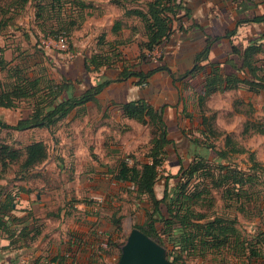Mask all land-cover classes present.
<instances>
[{"label": "crops", "instance_id": "crops-1", "mask_svg": "<svg viewBox=\"0 0 264 264\" xmlns=\"http://www.w3.org/2000/svg\"><path fill=\"white\" fill-rule=\"evenodd\" d=\"M100 1L81 0L74 5L80 19L72 20L71 29L78 30L83 23L85 25L87 11L92 12V3ZM151 1L147 2L145 9H125L118 19V16H111L110 19L106 14L104 20H94L96 23L109 22L98 38L97 48L95 45L84 52L79 50L74 61L60 70L66 77L70 96H78L98 85L107 84L92 100L75 107L64 120L73 125L96 114L103 120V125L108 118H112L114 121H126L129 126L126 131L142 127L149 132L148 125L126 117L123 106L141 102L155 110L162 109L171 140L169 146L176 150L172 155L174 158L167 159L169 163L181 161L187 165L194 159H202L215 165L237 167L244 172H249L253 166L260 167L261 172H256L259 177L256 183L252 187L249 184L244 186L250 202L242 199L241 202H245L243 209L233 207L234 200H230L223 189L221 193L220 189H213L212 195L215 199L214 212L236 217L238 229L240 217L248 219L246 216H249L250 228L257 227L254 233L263 231L264 194L262 190L257 191L256 186L264 187V21L258 23L252 20L264 16V0H187L189 6L185 8L188 12H179V33L174 38L179 40V45L175 47L172 42L160 64L167 71L157 72L146 84L137 85L136 78L120 80L119 74L124 69L146 73L157 66L141 58L145 54L147 35L143 22L133 14L135 10L146 13ZM115 4L119 5L118 2ZM126 18L138 20L141 40L134 38L137 30L127 25ZM126 30L131 32V37L123 39L121 34ZM110 37L115 42L109 41ZM125 45H131V49L136 50L135 55H127ZM207 46L206 60L196 62V56ZM249 48L254 50L249 53ZM197 65L200 71L185 76ZM210 72H213L211 76ZM62 81L60 73L58 83ZM207 81L214 83L210 93H207ZM101 124L92 127L91 132L101 134L104 129ZM173 132L181 133V139L174 140L171 136ZM178 143L182 146L179 147L181 144ZM73 144L75 153L86 146L85 142L74 141ZM209 145L213 150L208 148ZM53 146L56 147L55 144ZM180 148L185 151L180 152ZM219 152H226L227 157L221 158L217 155ZM85 157L91 159L89 154ZM238 157H243L245 163L242 166L246 169L236 163ZM150 162L146 158L139 164ZM97 166L100 168L96 170V176H105L103 172L106 169L101 167L99 160ZM216 175L219 177L220 173ZM84 179L87 180L86 177ZM96 194H101V190ZM6 198L12 199L11 208H0V218L11 221L8 232L0 229V264H106L104 255H96L90 250L94 243H102L97 229L101 213L111 226L109 219L105 218L109 217L106 208L98 210L87 203V199L77 200L86 210L77 220L65 225L61 222V210H52L55 204L53 191L34 188L3 190L0 203ZM231 256L251 261V264L258 261L248 251L243 256Z\"/></svg>", "mask_w": 264, "mask_h": 264}, {"label": "rangeland", "instance_id": "rangeland-1", "mask_svg": "<svg viewBox=\"0 0 264 264\" xmlns=\"http://www.w3.org/2000/svg\"><path fill=\"white\" fill-rule=\"evenodd\" d=\"M148 1L150 0H101L100 3H92V12L87 11L86 24L83 23L79 27L80 29L74 30L75 28L71 29L72 20L80 19L78 9L74 5L81 0H0V17L7 24L0 38V90L2 87L11 88L13 84L19 83L16 82L17 79L21 80L25 75L32 79H40L38 94L47 95L49 93L47 82L58 83L60 69H66L74 61L79 50L84 52L87 48L93 49L95 45L97 48L98 38L103 34L102 31L105 30L109 22L96 23L95 19H102L106 14L110 19L111 16L114 18L118 16L116 18L118 19L125 9H145ZM115 2H118L119 5ZM181 2L182 6H189L187 0H181ZM125 20L127 25L136 28V37L134 36V38L137 41L141 40L142 32L138 20L134 18ZM91 22H93L92 25ZM93 27L96 28L91 29ZM178 33V24L175 22V24L173 23L172 36L151 54L149 58L151 63L159 65L163 61L166 50L172 42L174 46L179 42L174 39ZM121 35L123 39H126L131 37V32L126 30ZM59 36L66 39L67 53L58 49ZM171 39L174 40L171 41ZM108 40L113 39L110 37ZM124 50L127 55L136 53V50L131 49V45H125ZM38 51L40 55H36ZM70 54L73 57H70ZM33 94L35 95V89H28L27 97L17 100L14 107L8 109L0 107V121L15 126L21 119L27 118L37 100ZM101 121L103 120L94 114L73 125L66 120L61 121L52 130L14 131L0 128V146H7L20 153L18 161L9 164L4 171L0 167V190L13 191L19 188H34L36 190L46 189L47 192L53 191L55 204L52 210L56 208L61 210V222L65 225L67 222L77 220L86 210L85 206L77 203V200L87 199V203L98 210L106 208L109 216L114 213L116 217L121 218L120 233H116L114 228L106 223L102 218L104 215L101 213V216L98 217L97 229L98 234L102 236V243H94L90 250L96 255H104L106 264H116L121 247L115 249L107 246V240H112L122 246L132 229L144 226L146 211L150 210V204L146 197L138 196L131 185L117 184L113 178H115L117 167L122 160H126L131 165L133 163L139 165L146 159L151 134L142 127H135L134 130L130 127L131 130L126 131L125 128L129 126L124 120L114 121V119L108 118L105 121L106 126L101 124ZM99 124L104 127L102 133H92L91 128ZM171 136L174 140H180L182 134L173 132ZM36 141L46 144L48 160L31 169H25L23 162L26 148ZM74 141L85 142V149H78L75 153ZM54 144L56 147L53 146ZM178 144H181L179 147L182 146V143ZM174 151L176 152L171 146L167 148L169 161L174 158L172 156ZM183 151H185L184 148H180V152ZM88 154L91 157L90 160L85 157ZM167 159L165 164L158 169L154 186L155 194L159 198L163 196L166 189L168 174L175 176V168H170L171 163ZM98 160L101 167L106 169L103 173H106L107 176H96V170L100 168L97 166ZM236 163L242 169H246L242 166L245 163L243 157L236 158ZM175 185L176 180L172 179L169 183V190L173 191ZM261 188L256 186V190H262L261 192L264 194V187ZM99 189L101 194L95 195ZM87 194L90 195L86 198ZM213 211L215 208L211 212ZM201 212L208 214L210 211L202 209ZM246 217L248 219L240 217L239 230L242 236L249 239L255 234L254 231L257 227L255 225L250 228L248 222L251 220H249V216ZM105 218L109 217L105 216ZM157 228L162 234V226L158 224ZM59 229L61 231V227ZM248 263L242 259H233L230 252L225 251L217 256H209L204 261H187V264Z\"/></svg>", "mask_w": 264, "mask_h": 264}, {"label": "trees", "instance_id": "trees-1", "mask_svg": "<svg viewBox=\"0 0 264 264\" xmlns=\"http://www.w3.org/2000/svg\"><path fill=\"white\" fill-rule=\"evenodd\" d=\"M181 10H184L186 14L188 12L177 0H152L148 4L146 13L138 10L133 11V14L143 22L147 35V42L144 44L145 54H142L141 58L150 61L148 54L168 40L173 23L181 20L179 17ZM252 21L262 22L264 16ZM6 25L0 17V37ZM253 50L254 48H249L248 52ZM208 51L207 46L196 56V62L200 63L206 60ZM36 55H40V52L38 51ZM160 64L146 73L124 69L119 74L120 80L133 77L137 79V85L146 84L147 80L155 73L167 71V68ZM200 69L197 65L185 76L194 75ZM60 73L63 81L60 83L48 81L47 91L49 93L47 95L38 94L40 79H32L25 75L21 80L17 79L16 82L19 83L13 84L11 88L2 87L0 90L1 108L14 107L17 100L27 97L28 89H35V95H33L37 100L27 118L21 119L15 126L0 121V128L14 131L50 130L57 123L66 119L75 107L92 100L107 84L98 85L78 96H70L66 77L61 70ZM212 74L213 72H210L209 76ZM207 82V93H210L213 91L214 83ZM123 111L129 119L148 125L151 134L146 156L151 162L139 164L138 167L137 164L131 165L126 160H122L117 167L115 178H113L117 184L131 185L138 196L146 197L149 201L150 210L146 211L144 226L142 228L135 227V229L162 246L166 250L167 259L175 264H187L189 260L204 261L207 257L217 256L224 251L240 256L248 251L252 257L258 259L254 263L261 264L264 260V230L256 231L248 239L246 236H242L236 227V217L232 218L229 214L211 212L215 207L213 189H223L229 199L234 200L235 205L232 206L237 210L243 209L245 202H241V200L246 198L245 201L250 202L244 186L249 184V187H252L256 183L255 181L259 179L256 172H261L260 167L253 166L249 172H244L237 167L215 165L202 159H194L187 165H183L181 161L171 163L170 168H175V176L168 174L163 197L157 199L154 186L158 169L165 164L168 157L167 147L171 144L164 112L162 109L155 110L141 102L125 104ZM208 148L213 150L211 145ZM234 152L238 151L234 150ZM217 155L223 159L227 157L226 152H219ZM19 157L20 153L17 151L11 150L7 146H0V167L3 171L9 164L18 161ZM47 158L46 144L41 141L32 142L26 148L23 167L31 169L44 163ZM218 172L220 173L219 177L216 175ZM172 179L176 180L173 191L168 188ZM2 191L0 190V197ZM11 204L12 199L6 198L5 202L0 203V208L10 209ZM202 209L210 212L205 214L201 212ZM108 219L114 231L120 233L121 218L116 217L113 213ZM7 221L0 218V229L6 232L9 230L10 224L8 225V223L11 220ZM158 224L162 226V234L158 231ZM108 245L115 249L122 247L112 240H108ZM248 262L251 264V261Z\"/></svg>", "mask_w": 264, "mask_h": 264}, {"label": "water", "instance_id": "water-1", "mask_svg": "<svg viewBox=\"0 0 264 264\" xmlns=\"http://www.w3.org/2000/svg\"><path fill=\"white\" fill-rule=\"evenodd\" d=\"M116 264H175L165 249L137 229H132L121 247Z\"/></svg>", "mask_w": 264, "mask_h": 264}, {"label": "built area", "instance_id": "built-area-1", "mask_svg": "<svg viewBox=\"0 0 264 264\" xmlns=\"http://www.w3.org/2000/svg\"><path fill=\"white\" fill-rule=\"evenodd\" d=\"M179 3H182L181 0H178ZM58 49L64 53L68 52V48H67V44H66V39L63 36H59L58 37ZM179 44L177 43L176 46H178ZM158 48V47H157ZM157 48L153 51L155 52L157 50ZM153 52L148 54V57H151V54H153ZM70 57H73L72 54H70ZM261 264H264V260L262 261Z\"/></svg>", "mask_w": 264, "mask_h": 264}]
</instances>
